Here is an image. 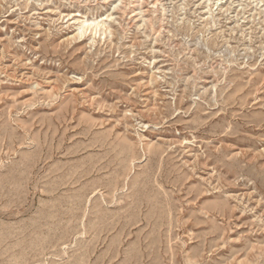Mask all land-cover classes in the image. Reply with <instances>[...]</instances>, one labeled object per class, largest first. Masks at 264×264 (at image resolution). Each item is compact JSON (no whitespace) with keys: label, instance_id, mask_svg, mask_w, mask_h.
<instances>
[{"label":"rangeland","instance_id":"374dc122","mask_svg":"<svg viewBox=\"0 0 264 264\" xmlns=\"http://www.w3.org/2000/svg\"><path fill=\"white\" fill-rule=\"evenodd\" d=\"M0 264H264V0H0Z\"/></svg>","mask_w":264,"mask_h":264},{"label":"bare ground","instance_id":"6f19581e","mask_svg":"<svg viewBox=\"0 0 264 264\" xmlns=\"http://www.w3.org/2000/svg\"><path fill=\"white\" fill-rule=\"evenodd\" d=\"M86 26H88V24H86Z\"/></svg>","mask_w":264,"mask_h":264}]
</instances>
